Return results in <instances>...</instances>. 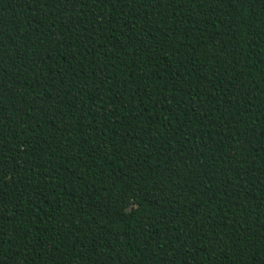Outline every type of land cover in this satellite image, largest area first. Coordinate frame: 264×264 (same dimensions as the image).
Listing matches in <instances>:
<instances>
[{
	"label": "trees",
	"instance_id": "trees-1",
	"mask_svg": "<svg viewBox=\"0 0 264 264\" xmlns=\"http://www.w3.org/2000/svg\"><path fill=\"white\" fill-rule=\"evenodd\" d=\"M0 264H264V0H0Z\"/></svg>",
	"mask_w": 264,
	"mask_h": 264
}]
</instances>
